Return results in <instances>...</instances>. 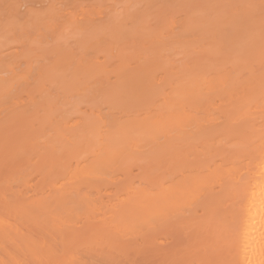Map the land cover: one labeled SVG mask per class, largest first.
Here are the masks:
<instances>
[{"label": "bare ground", "instance_id": "obj_1", "mask_svg": "<svg viewBox=\"0 0 264 264\" xmlns=\"http://www.w3.org/2000/svg\"><path fill=\"white\" fill-rule=\"evenodd\" d=\"M0 264H264V0H0Z\"/></svg>", "mask_w": 264, "mask_h": 264}]
</instances>
